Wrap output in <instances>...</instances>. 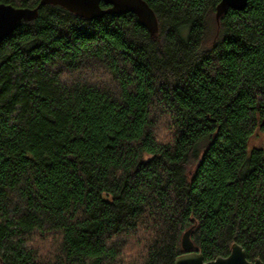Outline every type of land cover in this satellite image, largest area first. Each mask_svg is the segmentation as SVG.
Masks as SVG:
<instances>
[{"label": "trees", "instance_id": "obj_1", "mask_svg": "<svg viewBox=\"0 0 264 264\" xmlns=\"http://www.w3.org/2000/svg\"><path fill=\"white\" fill-rule=\"evenodd\" d=\"M43 0L0 42V264L264 263V0ZM102 8L107 5L101 3Z\"/></svg>", "mask_w": 264, "mask_h": 264}, {"label": "water", "instance_id": "obj_2", "mask_svg": "<svg viewBox=\"0 0 264 264\" xmlns=\"http://www.w3.org/2000/svg\"><path fill=\"white\" fill-rule=\"evenodd\" d=\"M248 2L249 0H221L217 7V20L229 9L245 10ZM101 3L106 4L107 8H102ZM45 4L61 5L78 16L87 19L133 11L140 15V19L144 24L157 29V20L154 13L142 0H43L41 5ZM38 15L39 8H16L12 5L0 4V42L20 28L24 21H34ZM191 231V229L188 230L182 239L183 250L187 253L178 257L175 264H264L260 260L248 261L246 252L238 244L232 246V251L228 257H220L214 261L206 262L201 253L193 251Z\"/></svg>", "mask_w": 264, "mask_h": 264}, {"label": "rangeland", "instance_id": "obj_3", "mask_svg": "<svg viewBox=\"0 0 264 264\" xmlns=\"http://www.w3.org/2000/svg\"><path fill=\"white\" fill-rule=\"evenodd\" d=\"M261 141H264V135L262 136V139H261Z\"/></svg>", "mask_w": 264, "mask_h": 264}]
</instances>
